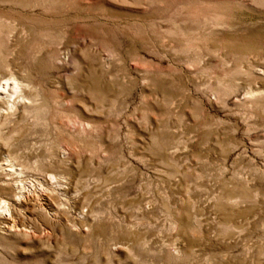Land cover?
Here are the masks:
<instances>
[{
  "label": "rangeland",
  "instance_id": "374dc122",
  "mask_svg": "<svg viewBox=\"0 0 264 264\" xmlns=\"http://www.w3.org/2000/svg\"><path fill=\"white\" fill-rule=\"evenodd\" d=\"M0 84V264H264V0H0Z\"/></svg>",
  "mask_w": 264,
  "mask_h": 264
},
{
  "label": "bare ground",
  "instance_id": "6f19581e",
  "mask_svg": "<svg viewBox=\"0 0 264 264\" xmlns=\"http://www.w3.org/2000/svg\"><path fill=\"white\" fill-rule=\"evenodd\" d=\"M4 84L6 85V83H4ZM0 86H1V84H0ZM6 86H7V85H6ZM1 87H2V86H1ZM14 87H15V86H14ZM16 87H18V86H16ZM16 87H15V88H16ZM3 88H4V87H3ZM1 89H2V88H1ZM13 89H14V88H13ZM0 91H1V90H0ZM16 92H17V91H16Z\"/></svg>",
  "mask_w": 264,
  "mask_h": 264
}]
</instances>
